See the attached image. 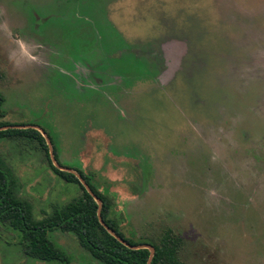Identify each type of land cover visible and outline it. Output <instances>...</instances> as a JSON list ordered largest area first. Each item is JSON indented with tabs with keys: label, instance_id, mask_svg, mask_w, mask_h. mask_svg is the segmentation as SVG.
I'll return each mask as SVG.
<instances>
[{
	"label": "rangeland",
	"instance_id": "1",
	"mask_svg": "<svg viewBox=\"0 0 264 264\" xmlns=\"http://www.w3.org/2000/svg\"><path fill=\"white\" fill-rule=\"evenodd\" d=\"M0 93L125 237L170 228L184 264H264V0H0ZM0 156L36 219L78 193L37 140L0 139ZM48 236L69 262L0 226V264H101Z\"/></svg>",
	"mask_w": 264,
	"mask_h": 264
},
{
	"label": "trees",
	"instance_id": "2",
	"mask_svg": "<svg viewBox=\"0 0 264 264\" xmlns=\"http://www.w3.org/2000/svg\"><path fill=\"white\" fill-rule=\"evenodd\" d=\"M3 102L4 96L0 93V139L37 140L44 148L52 172L63 181L78 186L75 197L64 204L54 205L50 213L36 219L32 203L17 193L18 181L14 171L0 156V226L17 233V243L21 245L25 255L43 261L69 262L66 252L48 236L49 232L58 230L74 234L79 244L101 264H184L179 257L183 239L170 228L164 231L157 243L150 244L154 247L151 257L148 248L136 247L143 243L132 237H125L120 231L113 217L114 209L110 198L93 187L88 177L79 171L92 193L100 200L99 204L73 172L55 166L49 157L46 140L39 130L32 126L11 127L18 124L4 120L6 112L2 108ZM53 153L58 160L54 149ZM99 216L108 229L127 244L110 233L100 222Z\"/></svg>",
	"mask_w": 264,
	"mask_h": 264
},
{
	"label": "water",
	"instance_id": "3",
	"mask_svg": "<svg viewBox=\"0 0 264 264\" xmlns=\"http://www.w3.org/2000/svg\"><path fill=\"white\" fill-rule=\"evenodd\" d=\"M11 127H29V126H26V125H16V126H11ZM2 128H6V127H1V129ZM55 166H57V165H55ZM58 168H60V169H62V170H67V169H63L62 167H59V166H57ZM69 171V170H68ZM78 177V179L80 180V182L82 183V185L85 187V189L90 193V194H92L93 196H94V198H95V200L100 204V200L97 198V197H95V195L92 193V191L90 190V188H89V186L87 185V183L82 179V177L80 176V175H78L77 176ZM99 220H100V222L105 226V228L110 232V233H112V234H114L113 233V231H111L110 229H108V227L104 224V222L102 221V219L100 218V216H99ZM114 236L120 241V242H122V243H124V244H127L122 238H120V237H118L117 235H115L114 234ZM132 248H135L134 246H131ZM136 247H144V248H148L149 250H150V257L152 256V254L154 253V247L152 246V245H150V244H142V245H138V246H136Z\"/></svg>",
	"mask_w": 264,
	"mask_h": 264
}]
</instances>
